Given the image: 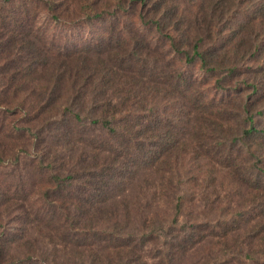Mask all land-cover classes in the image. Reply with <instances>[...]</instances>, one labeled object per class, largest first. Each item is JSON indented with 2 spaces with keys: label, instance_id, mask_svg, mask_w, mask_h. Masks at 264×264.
Returning a JSON list of instances; mask_svg holds the SVG:
<instances>
[{
  "label": "trees",
  "instance_id": "1",
  "mask_svg": "<svg viewBox=\"0 0 264 264\" xmlns=\"http://www.w3.org/2000/svg\"><path fill=\"white\" fill-rule=\"evenodd\" d=\"M30 1L41 4V13L62 24H109V32L104 33L116 41L110 50L114 45L117 55L129 57L136 73H126L124 67L116 69L103 58L101 70L89 58L81 69L67 58L82 50L79 47L65 56L60 52L62 45L54 41L52 47H58V54L36 48L31 31L25 30L20 19L28 11L14 9L23 0H0V103L5 102L12 114L22 111L26 116L33 114L28 105L35 103L40 112L61 111L77 126L93 125L110 136H119L122 124L131 118L135 120L133 131L123 132L128 136V156L137 152L141 158L151 150L159 157L170 153L179 141L180 148L187 146L196 151L199 174L205 178L211 173L214 180L219 166L232 170L249 187L252 200L257 201L252 221L257 220L259 225L254 228L242 223L241 210L225 212L213 224L219 230L212 234L220 236L232 261L264 264V0ZM129 17L136 30L124 28ZM151 35L157 39L148 42ZM53 48L50 52H56ZM52 54L58 56L56 62H50ZM192 65L205 75L190 76ZM121 78L125 86L113 90L110 96L106 87L89 85ZM193 86H197L195 101L190 95ZM49 91L52 95L44 104V95ZM176 92L197 110L194 115L191 105L180 109L185 134L181 138L174 128L178 122L168 112L174 98L179 97ZM193 128L199 131L195 139L190 133ZM205 166L211 167L209 171ZM116 174L104 168L99 179H113ZM53 176L58 189H62L65 180L75 174ZM70 195L73 206L76 200L73 193ZM182 206L179 200L177 213L182 212ZM61 207L51 208L58 213ZM70 207L72 219L79 213ZM197 222L201 229L206 224ZM6 255L0 242V264L9 263ZM76 264L85 262L79 260Z\"/></svg>",
  "mask_w": 264,
  "mask_h": 264
},
{
  "label": "rangeland",
  "instance_id": "2",
  "mask_svg": "<svg viewBox=\"0 0 264 264\" xmlns=\"http://www.w3.org/2000/svg\"><path fill=\"white\" fill-rule=\"evenodd\" d=\"M40 5L23 0L14 8L28 11L20 19L25 30L31 31L36 48L58 54V47H52L54 41L62 45L60 52L65 56L79 47L82 50L67 58L81 69L89 58L101 70L103 58L116 69L124 67L126 73H136L129 57L117 55L114 45L110 50L116 41L104 33L109 32V24H62L41 13ZM129 18L124 28L136 30ZM155 38L149 36L148 42ZM86 45L89 47L83 49ZM51 48L56 52H50ZM49 59L56 62L58 56L52 54ZM204 73L193 65L188 71L198 78ZM89 85L106 87L109 96L125 86L122 78ZM196 87L190 91L193 101ZM49 95L50 91L45 93L44 104ZM176 96L168 112L178 122L174 128L181 138L185 134L180 109H189L186 105L191 103L180 92ZM4 104L0 103V242L8 264H76L79 260L85 264H239L231 260L220 236L212 234L219 230L213 224L225 212L241 210L242 223L254 228L259 225L252 221L257 201L232 170L219 166L214 180L211 173L205 178L199 174L196 151L180 148L179 141L170 153L159 157L151 150L141 158L137 152L128 156V136L123 132L133 131L135 120L131 118L122 124L119 136H110L93 125L77 126L61 111L40 112L35 103L28 105L33 114L27 116L22 111L12 114ZM191 109L196 115V107ZM164 121L170 123L167 118ZM197 131L191 129V138H197ZM104 168L117 174L101 181L99 174ZM206 168L209 171L211 167ZM71 172L75 177L66 179L58 189L53 175ZM71 193L76 200L73 206ZM179 200L183 203L181 213H177ZM56 205L62 206L58 213L51 208ZM69 207L79 213L72 219ZM197 221L206 224L201 229ZM172 224L177 227L171 228Z\"/></svg>",
  "mask_w": 264,
  "mask_h": 264
}]
</instances>
